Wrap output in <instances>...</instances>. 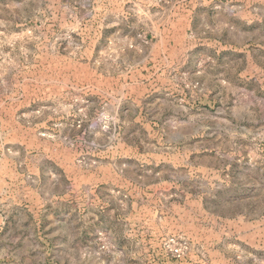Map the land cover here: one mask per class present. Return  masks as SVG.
<instances>
[{
    "label": "rangeland",
    "instance_id": "1",
    "mask_svg": "<svg viewBox=\"0 0 264 264\" xmlns=\"http://www.w3.org/2000/svg\"><path fill=\"white\" fill-rule=\"evenodd\" d=\"M0 264H264V0H0Z\"/></svg>",
    "mask_w": 264,
    "mask_h": 264
}]
</instances>
